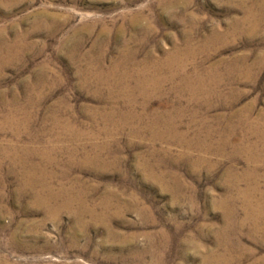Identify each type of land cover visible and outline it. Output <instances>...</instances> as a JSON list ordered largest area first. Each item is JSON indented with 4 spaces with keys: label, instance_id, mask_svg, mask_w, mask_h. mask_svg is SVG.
I'll return each mask as SVG.
<instances>
[{
    "label": "rangeland",
    "instance_id": "obj_1",
    "mask_svg": "<svg viewBox=\"0 0 264 264\" xmlns=\"http://www.w3.org/2000/svg\"><path fill=\"white\" fill-rule=\"evenodd\" d=\"M0 113V264H264V0H0Z\"/></svg>",
    "mask_w": 264,
    "mask_h": 264
},
{
    "label": "bare ground",
    "instance_id": "obj_2",
    "mask_svg": "<svg viewBox=\"0 0 264 264\" xmlns=\"http://www.w3.org/2000/svg\"><path fill=\"white\" fill-rule=\"evenodd\" d=\"M252 8V7H251ZM254 10V9H253ZM252 10V11H253ZM251 11V10H250ZM254 13H255V11H254ZM249 13L247 12V15H248ZM251 15V14H250ZM249 15V16H250ZM247 17V16H246ZM247 19V18H246ZM254 20V19H253ZM254 25H255V23H254ZM253 27V26H252ZM236 29V28H235ZM238 31V30H237ZM233 32V31H232ZM175 56H176V54L174 55V57L172 56V57H169V56H167L165 59H163V61H161V62H163L162 64H161V66H166V69L168 70V72H169V74H168V77H167V79L169 78V79H175V77H177L178 75H181V77L182 78H184V79H186L187 81H188V79H189V74H186L185 75V71H184V66L182 65V64H179L178 62H176L177 61V59L176 58H178V57H176L175 58ZM178 56V55H177ZM128 58V57H127ZM181 61V60H180ZM125 62V61H124ZM4 63V62H3ZM142 63H145V62H142ZM159 63V62H158ZM153 64H155V63H153ZM175 64H176V66H175ZM114 65V64H113ZM146 67H147V64L145 65ZM151 66V65H150ZM157 66V65H156ZM148 67H149V65H148ZM184 67V68H183ZM112 68V67H111ZM111 68H110V70H111ZM158 68V67H157ZM161 68V67H160ZM143 69V68H142ZM156 68H154V70H155ZM113 70V69H112ZM146 71H147V69H145ZM150 70V69H149ZM148 70V71H149ZM160 70V69H159ZM162 70V69H161ZM144 71V70H143ZM116 72V71H115ZM155 72V71H154ZM157 72V71H156ZM161 72V71H160ZM111 73V72H110ZM117 73V72H116ZM124 73V72H123ZM146 73V72H145ZM148 73V72H147ZM146 73V74H147ZM195 73V72H194ZM97 74V73H96ZM101 74V73H100ZM107 75H108V73H106ZM105 74V75H106ZM140 74V73H139ZM150 74V73H149ZM159 74V73H158ZM157 74V75H158ZM199 74V73H198ZM111 76H112V74H110ZM155 75V74H154ZM157 75H156V77H157ZM165 75V74H164ZM99 76V75H98ZM152 76V75H151ZM167 76V75H166ZM106 77V76H105ZM120 77V76H119ZM124 77V76H123ZM128 77V76H127ZM193 77V76H192ZM201 77H203V76H201ZM101 78V77H100ZM99 78V79H100ZM154 78V77H153ZM166 78V77H165ZM193 78H196V76L195 77H193ZM95 79V78H94ZM97 79V78H96ZM117 79H119V78H117ZM126 79V78H125ZM148 79V78H147ZM157 79V78H156ZM197 79V78H196ZM207 79V78H206ZM104 80V79H103ZM113 80V79H112ZM145 80V79H144ZM152 80V79H151ZM191 80V79H190ZM192 80H194V79H192ZM210 80V79H209ZM90 81V80H89ZM106 81V80H105ZM155 81V80H154ZM158 81H160V80H158ZM162 81H164L163 79H162ZM177 81V80H176ZM197 81V80H196ZM205 81V80H204ZM103 82V81H102ZM120 82V81H119ZM152 82V81H151ZM150 82V83H151ZM94 83V82H93ZM105 83V82H104ZM153 83V82H152ZM190 83V82H189ZM210 83V82H209ZM96 84V83H95ZM106 84V83H105ZM194 84V83H193ZM142 85V84H141ZM146 85V84H145ZM156 85H157V83H156ZM159 85V84H158ZM178 85V84H177ZM126 86V85H125ZM160 86V85H159ZM183 86V85H182ZM198 86V85H197ZM199 86H201V85H199ZM193 87V86H192ZM212 87V86H211ZM109 88V87H108ZM154 88V87H153ZM185 88V87H184ZM207 88V87H206ZM95 89V88H94ZM137 89V88H136ZM173 89V88H172ZM196 89H198V88H196ZM202 89V88H201ZM204 89V88H203ZM160 90V89H159ZM174 90V89H173ZM172 90V91H173ZM182 90V89H181ZM184 90V89H183ZM189 90V89H188ZM124 91V90H123ZM177 91V90H176ZM198 91V90H197ZM202 92H203V90H201ZM189 92V91H188ZM191 94V93H190ZM190 94H187V95H190ZM196 93H193V95H195ZM200 94V93H199ZM220 94V93H219ZM128 96V95H127ZM212 96V95H211ZM217 96V95H216ZM194 97V96H193ZM220 97V96H219ZM209 98V97H208ZM211 98V97H210ZM225 98H227V97H225ZM230 98V97H229ZM198 99V98H197ZM195 99H193V101H194ZM206 100V99H205ZM212 100V99H211ZM5 103V102H4ZM230 103V102H229ZM2 104V103H1ZM15 104V103H14ZM208 104V103H207ZM16 106H18V105H16ZM208 107V106H207ZM2 108V107H1ZM184 108V107H183ZM190 108V107H189ZM21 109V108H20ZM148 110V109H147ZM16 111V110H15ZM186 111V110H185ZM10 112V111H9ZM196 112V111H195ZM178 113V112H177ZM190 113V112H189ZM1 114V113H0ZM8 114H10V113H3L2 115H1V119L4 121V120H7L8 118V120H11L10 118L11 117H9L8 116ZM15 114V113H14ZM193 114V113H192ZM13 115V114H12ZM11 115V116H12ZM133 116V115H132ZM160 116H162V115H160ZM21 117V116H20ZM23 117V116H22ZM118 117V116H117ZM19 118V117H18ZM166 118V117H165ZM169 118H171V117H169ZM17 119V118H16ZM2 120H0V123L2 122ZM139 120V119H138ZM158 120V119H157ZM167 120V119H166ZM171 120V119H170ZM173 120V119H172ZM15 121V120H14ZM164 121V120H163ZM169 121V120H168ZM204 121V120H203ZM207 121V120H206ZM8 122V121H7ZM20 121H17V122H15V124H17L16 126H18V123H19ZM6 123V122H5ZM14 123V122H13ZM172 123V122H171ZM174 123V122H173ZM3 124V123H2ZM12 124V123H11ZM20 124V123H19ZM5 125V124H4ZM169 125V124H168ZM2 127H3V125H1ZM0 126V127H1ZM12 126H13V124H12ZM12 126H10V127H12ZM23 126V125H22ZM9 127V128H10ZM172 127V126H171ZM200 127V126H199ZM127 128V127H126ZM176 128V127H175ZM204 128H205V126H204ZM21 129V128H20ZM169 130L170 131H173V129L172 128H169ZM252 130V129H251ZM175 131V130H174ZM256 132V131H255ZM180 133V132H179ZM133 135V134H132ZM184 135V134H183ZM180 139H182V136H180L179 137ZM178 138V139H179ZM185 138V137H184ZM152 143V142H151ZM208 143H210V142H208ZM223 143V142H222ZM154 145V144H153ZM218 145V144H217ZM185 148V147H184ZM246 148V147H245ZM249 149V148H248ZM201 150V149H200ZM205 151V150H204ZM207 151V150H206ZM246 151V150H245ZM244 152V151H243ZM257 153V152H256ZM255 156V155H254ZM260 155H258V157H259ZM250 157V156H249ZM17 158V157H16ZM253 158H252V154H251V157L248 159V160H252ZM253 162V161H252ZM255 162V161H254ZM14 163V162H13ZM251 171V170H250ZM250 175V174H249ZM157 177V176H156ZM37 185V184H36ZM46 185V184H45ZM51 191V190H50ZM54 192V191H53ZM241 193H243V192H241ZM239 198H241V197H239ZM242 199V198H241ZM246 203H248V202H246ZM43 206V205H42ZM248 206V205H247ZM263 206V205H262ZM219 207V206H218ZM250 207V206H249ZM253 209V208H252ZM220 256V255H219ZM221 258V257H220ZM231 258V257H230ZM224 259V258H223ZM223 262V261H222ZM204 264V263H203Z\"/></svg>",
    "mask_w": 264,
    "mask_h": 264
}]
</instances>
